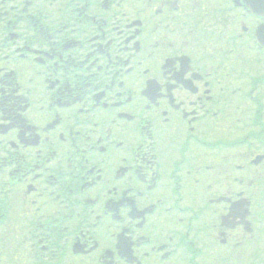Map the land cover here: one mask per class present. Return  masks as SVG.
I'll use <instances>...</instances> for the list:
<instances>
[{"label":"flooded vegetation","instance_id":"af4514ba","mask_svg":"<svg viewBox=\"0 0 264 264\" xmlns=\"http://www.w3.org/2000/svg\"><path fill=\"white\" fill-rule=\"evenodd\" d=\"M246 15L233 0H0V264H202L227 250L260 264L256 204L250 234L222 226L258 188L243 106L214 70L250 35Z\"/></svg>","mask_w":264,"mask_h":264},{"label":"rangeland","instance_id":"374dc122","mask_svg":"<svg viewBox=\"0 0 264 264\" xmlns=\"http://www.w3.org/2000/svg\"><path fill=\"white\" fill-rule=\"evenodd\" d=\"M264 72V71H263ZM263 72L262 73H258V74H254V73H252V76H253V78L254 77H258V76H262V74H263ZM264 77V76H263ZM262 78V77H261ZM261 91H262V97H263V100H264V88L263 89H261ZM238 96H241V95H238ZM237 96V97H238ZM230 138H232L231 136H229V135H227V134H223L222 136H217V134L214 132V134H213V139H215V140H228V139H230ZM259 173H260V175H261V177H260V179H262V180H264V170H262V171H260V172H247L246 173V177H250V178H255V177H257L258 175H259ZM213 180H217V178L214 176L213 177ZM259 182H260V180H259ZM262 190H264V186H262L261 187V191ZM235 261L236 262H238V258H235Z\"/></svg>","mask_w":264,"mask_h":264},{"label":"water","instance_id":"95a60500","mask_svg":"<svg viewBox=\"0 0 264 264\" xmlns=\"http://www.w3.org/2000/svg\"><path fill=\"white\" fill-rule=\"evenodd\" d=\"M246 2V4L251 8L252 12L255 15L258 16H264V0H244ZM264 29L260 30V36L262 38L263 35V31ZM263 45H264V35H263V41H262ZM235 212L238 213V211L236 210ZM244 213V212H243ZM238 215L234 216V219L237 218Z\"/></svg>","mask_w":264,"mask_h":264}]
</instances>
